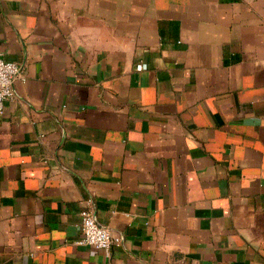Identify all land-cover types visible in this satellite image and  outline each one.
<instances>
[{"label": "crops", "instance_id": "crops-1", "mask_svg": "<svg viewBox=\"0 0 264 264\" xmlns=\"http://www.w3.org/2000/svg\"><path fill=\"white\" fill-rule=\"evenodd\" d=\"M0 55V264H264V0H0Z\"/></svg>", "mask_w": 264, "mask_h": 264}, {"label": "built area", "instance_id": "built-area-1", "mask_svg": "<svg viewBox=\"0 0 264 264\" xmlns=\"http://www.w3.org/2000/svg\"><path fill=\"white\" fill-rule=\"evenodd\" d=\"M142 68L147 69V64L143 63ZM21 76L20 64L0 55V114L4 113L7 101L17 96L14 85ZM81 231L77 244L103 249L107 254L123 242L122 236L113 234L108 227L97 221L91 200L87 201V206L81 211Z\"/></svg>", "mask_w": 264, "mask_h": 264}]
</instances>
